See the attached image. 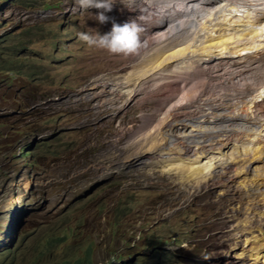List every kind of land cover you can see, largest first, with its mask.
Wrapping results in <instances>:
<instances>
[{
	"label": "rangeland",
	"instance_id": "rangeland-1",
	"mask_svg": "<svg viewBox=\"0 0 264 264\" xmlns=\"http://www.w3.org/2000/svg\"><path fill=\"white\" fill-rule=\"evenodd\" d=\"M54 4L57 6L53 16L51 8L46 10L49 17L45 27H50L52 17L60 18L57 12L61 11V5H65L61 0H55ZM125 10L126 7L115 2L112 10L106 13L110 20L101 25L91 15L97 10L89 9L79 14L75 24L83 28L81 31H91L89 28H92L103 34L109 31L112 21L118 23L126 13L134 17V9ZM59 26L60 22H57V32ZM75 31L77 33L80 29L75 26ZM144 35L140 34L143 41H151L149 35ZM34 36L36 42L32 47L51 66L47 71L49 78L38 83L31 80L28 85L31 90L20 93L19 97L9 91L7 100L13 98L15 102L29 104L35 118L48 123L46 128L49 131L56 132L57 145L48 151L36 170L29 173L33 178L30 182L36 185V194L40 198L46 191L47 182L55 193L60 188L64 190L69 180L78 179L95 186L97 200L86 208L74 196L71 217L51 213L43 225L33 223L30 228L37 235L35 244L30 248L18 246L15 256H10L5 263L0 260V264H11V260L12 264H61L68 257H83L88 249L92 250L93 264H141L151 257L152 247H147L151 241L159 252L171 255L173 264H253L245 253L239 256L244 250L245 234L233 222L236 217V222L240 219L239 215L235 217L237 208L244 210L251 203L236 200L239 195L243 196V192L233 193L234 184L226 180L225 174L215 176L196 190L190 184L179 185L173 177H163L160 170L150 166L152 155L149 160H138V154L129 162L132 167L127 169L121 165L119 176L122 179L84 174L88 167L96 166L104 154L112 156L110 160L115 166L116 159L128 161L133 150L128 152L126 159L120 141L121 131L138 127L142 118L155 113L164 96L172 93L181 97L177 93L178 87L173 86L171 93V88L166 87L157 99L152 97L143 104L139 97L130 105H123L124 109L117 110L120 109L118 102L125 100L126 92L122 90L120 97L109 98L118 84L116 79L111 84L105 83L104 79L126 76L123 82L127 81L128 86L129 80L133 79L129 75L132 64L141 59L144 51L129 55L109 54L86 43L80 51L76 38L73 60L66 44L62 63L59 44H52L50 28L46 33L37 30ZM85 93H90L92 99L94 95L101 99L87 104ZM59 100L64 104L62 107ZM68 100L71 101L70 107L65 105ZM92 107L97 108L93 110ZM131 134L128 132L123 136L128 138ZM92 159H95L94 163ZM19 165L18 161L16 176L10 183L15 190L23 179ZM98 183L102 184L97 186ZM126 184L137 191L131 199L126 198L129 189ZM52 236L63 240L52 241Z\"/></svg>",
	"mask_w": 264,
	"mask_h": 264
},
{
	"label": "bare ground",
	"instance_id": "bare-ground-1",
	"mask_svg": "<svg viewBox=\"0 0 264 264\" xmlns=\"http://www.w3.org/2000/svg\"><path fill=\"white\" fill-rule=\"evenodd\" d=\"M130 1L158 13L159 19L149 28L151 41L138 48L144 52L132 64L129 85L123 82L126 76L104 79L118 84L109 98L126 92L118 102L120 111L139 97L143 104L157 99L166 87L169 93L178 87L181 97L164 96L138 127L121 131L125 158L133 153L128 161L115 158L116 165L132 167V157L152 155L149 164L163 177L196 190L225 174L234 184L232 192H243L234 199L251 203L237 208L240 219L233 221L245 234L239 256L245 253L253 264H264V0H220L218 7L209 0H115L127 6ZM90 95L85 93L87 104L101 99ZM128 132V138L123 136ZM104 158L110 165L99 161L96 174L115 167L112 156Z\"/></svg>",
	"mask_w": 264,
	"mask_h": 264
},
{
	"label": "clouds",
	"instance_id": "clouds-1",
	"mask_svg": "<svg viewBox=\"0 0 264 264\" xmlns=\"http://www.w3.org/2000/svg\"><path fill=\"white\" fill-rule=\"evenodd\" d=\"M61 1L65 5H61V11L57 12L60 18L52 17L50 27H45L46 19L49 17L46 10L51 8L52 16L54 15L57 6L54 4L55 0H0V260H3V263L8 262L10 256H15L18 246L30 248L35 244L37 235L30 225L44 223L51 213H64L66 217H71L74 196L82 201L86 208L91 207L97 200L95 186L78 179L69 180L64 190L60 188L55 193H52V186L47 182L46 191L40 198L36 194V185L30 182L33 178L29 173L34 172L48 151L57 145L54 138L56 132L49 131L46 128L48 123L35 118L29 104L15 102L13 98L7 100L9 91L19 97L20 93L31 90L28 87L31 80L38 83L49 78L47 71L51 66L32 47L36 42L34 32L44 30L46 33L49 28L51 29L52 44L58 42L63 63L66 44L70 47V57L73 60L76 38L80 51L83 49V43H86L109 54L129 55L138 52L143 43L140 34L145 33L148 36L151 24L159 19L153 10L130 1L129 6H121L126 7L127 11L134 9V17L127 16L126 21L118 20V23L112 21L109 31L103 34L92 28H89L91 31L85 29L81 31L83 28L75 24L81 12L96 9V13L91 15L98 24H105L110 20L106 13L112 10L115 0ZM57 22H60L58 32ZM75 26L80 29L77 33ZM30 125L32 127L28 128ZM3 151L5 154H2ZM104 156L105 154L100 156L99 161L105 162L102 165H110ZM94 160L91 161L94 163ZM18 161L23 171V179L15 190L10 183L16 176L15 168ZM121 165L124 164L104 169L100 174L94 172L92 165L84 174L121 178L119 176L122 173ZM124 166L128 169L127 165ZM101 184L98 183L97 186ZM126 187H129L126 198H133L137 191L128 184ZM51 240L61 242L63 239L52 236ZM148 246L152 247L151 257L143 260L141 264H173L169 253L159 252L152 241ZM10 263L12 264L13 260ZM61 264H93L92 250L88 249L80 258L68 257L62 260Z\"/></svg>",
	"mask_w": 264,
	"mask_h": 264
},
{
	"label": "snow or ice",
	"instance_id": "snow-or-ice-1",
	"mask_svg": "<svg viewBox=\"0 0 264 264\" xmlns=\"http://www.w3.org/2000/svg\"><path fill=\"white\" fill-rule=\"evenodd\" d=\"M210 5L214 4L216 7L219 6L220 0H209Z\"/></svg>",
	"mask_w": 264,
	"mask_h": 264
}]
</instances>
